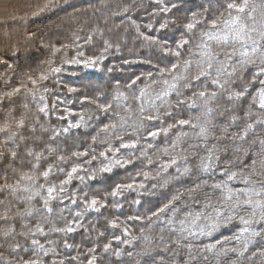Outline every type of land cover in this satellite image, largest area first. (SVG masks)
<instances>
[{
	"label": "trees",
	"instance_id": "trees-1",
	"mask_svg": "<svg viewBox=\"0 0 264 264\" xmlns=\"http://www.w3.org/2000/svg\"><path fill=\"white\" fill-rule=\"evenodd\" d=\"M0 264H264V0H0Z\"/></svg>",
	"mask_w": 264,
	"mask_h": 264
}]
</instances>
